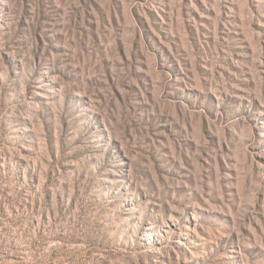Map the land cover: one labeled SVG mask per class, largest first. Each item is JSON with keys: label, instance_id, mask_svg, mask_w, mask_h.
<instances>
[{"label": "rangeland", "instance_id": "374dc122", "mask_svg": "<svg viewBox=\"0 0 264 264\" xmlns=\"http://www.w3.org/2000/svg\"><path fill=\"white\" fill-rule=\"evenodd\" d=\"M0 264H264V0H0Z\"/></svg>", "mask_w": 264, "mask_h": 264}]
</instances>
